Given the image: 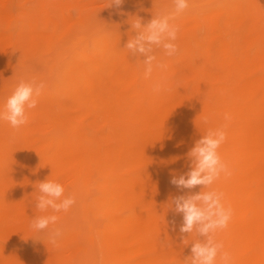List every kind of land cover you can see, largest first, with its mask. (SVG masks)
Instances as JSON below:
<instances>
[{"label": "bare ground", "instance_id": "bare-ground-1", "mask_svg": "<svg viewBox=\"0 0 264 264\" xmlns=\"http://www.w3.org/2000/svg\"><path fill=\"white\" fill-rule=\"evenodd\" d=\"M127 1V16L77 32L85 18L72 0H35L19 12L0 0V109L35 58L32 76L45 84L26 125L0 120V264H80L86 242L109 264H187L200 237L180 232L173 201L202 186L170 181L189 171L195 142L224 125L219 153L232 174L212 187L233 216L215 239L233 264H264V0H190L172 21L178 54L155 48L167 67L148 79L144 57L124 48L137 34L131 22L146 25L173 3ZM47 179L97 193L75 195L57 214L55 243L47 237L21 248L16 238L31 235L34 217L51 213L35 207Z\"/></svg>", "mask_w": 264, "mask_h": 264}, {"label": "clouds", "instance_id": "clouds-1", "mask_svg": "<svg viewBox=\"0 0 264 264\" xmlns=\"http://www.w3.org/2000/svg\"><path fill=\"white\" fill-rule=\"evenodd\" d=\"M124 0H110L108 6L119 8ZM173 10L167 15H156L146 25L141 19L131 22L137 34L131 37L124 48L131 54L143 56L144 78L151 77L154 67H167L158 61L154 49L163 50L166 57H174L179 52V26L172 23L177 16L189 8L190 0H172ZM45 88L43 82L37 83L21 81L7 98L3 109H0V120L7 121L13 129H19L28 123L27 110L34 109L38 97ZM163 88L161 82L153 85V92L159 93ZM230 117L226 114L225 120ZM227 125L210 128L188 152L190 169L186 173L173 176L171 183L181 189H194L202 186L199 192H189L177 196L174 201V210L182 214L181 233H192L194 230L200 239L193 242L191 256L187 264H233L232 255L224 250L222 242L215 239L218 230L226 229L233 216V209L226 207L224 193L212 186L217 180L231 176L229 165L222 159L219 149L227 139ZM39 195L36 197L35 207L41 213L50 214L34 217L31 227L37 231H49L52 243L62 235V230L56 227L60 219L58 213L68 212L75 204V197L65 195L64 186L56 180H45L38 184Z\"/></svg>", "mask_w": 264, "mask_h": 264}, {"label": "rangeland", "instance_id": "rangeland-1", "mask_svg": "<svg viewBox=\"0 0 264 264\" xmlns=\"http://www.w3.org/2000/svg\"><path fill=\"white\" fill-rule=\"evenodd\" d=\"M57 3L64 4L67 3L70 0H54ZM75 5L78 7L80 13L85 18V23L81 26H74L73 31H81L82 29L87 28L90 24L94 23V21L97 20H103L105 23L107 21H114L117 19H120L122 17H125L130 13V11L133 9L131 4L124 0V3L119 7L108 6L110 4V0H72ZM161 2L162 6L172 5V0H159ZM8 7L12 9L13 11L19 12L23 10H30L35 0H29L26 4V6H23L22 3H19L17 0H7ZM40 68V65L37 63V59L28 62V64L25 67L24 76L17 81L16 86L21 81L25 82H31L34 80L33 73L37 72ZM65 193L66 195H89V194H96L97 190L95 188L85 189L83 187H77L76 185H73L72 182H66L64 184ZM90 218L97 222L102 224L103 217L101 215H90ZM49 237V231H37L33 228L32 233L29 237H18L16 238V241L19 242L21 248H26L29 246H35L42 241ZM87 249L86 251L78 254L77 260L80 264H109L104 256L102 255L101 248L98 244L95 243H87ZM159 264H168L167 260H160L158 262Z\"/></svg>", "mask_w": 264, "mask_h": 264}]
</instances>
